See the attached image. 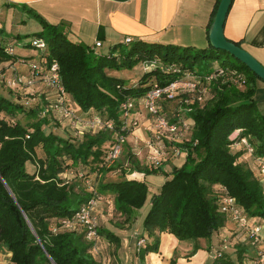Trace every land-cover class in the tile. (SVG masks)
<instances>
[{
    "label": "trees",
    "instance_id": "16d2710c",
    "mask_svg": "<svg viewBox=\"0 0 264 264\" xmlns=\"http://www.w3.org/2000/svg\"><path fill=\"white\" fill-rule=\"evenodd\" d=\"M32 16L44 28L39 37L46 49L40 51L33 45L40 55L29 64L37 62L48 69L57 62L62 83L79 116L85 120L99 117L112 122L114 129L87 133L81 141L64 138L47 128L50 113L45 108L49 103L28 107L26 102L0 96V251H9V264H102L94 257L93 244L85 232L65 230L62 221L76 215L98 194L103 197L102 203L109 205L112 223L118 219L116 224L124 226L135 211L144 207L150 191L146 182L126 178L135 171L166 178L152 197L144 219L149 238L140 252L143 263L148 254L159 253L163 233L195 243L196 253L200 240L223 232L230 220L220 212L222 189L251 218L264 217V184L253 164L257 158L264 159V116L254 99L260 78L245 64L236 59L238 63L226 60L198 68L201 58L217 61L216 56L207 54L214 49L210 44L194 54L192 50L200 49L137 40L101 52L71 40L64 23L50 24L35 12ZM234 43L242 47L241 42ZM9 48L13 47L0 45V64L21 61L7 51ZM140 61L156 62V67L145 71L133 84L111 74ZM220 70L224 75L207 84L206 77ZM188 74L207 85L208 94L203 103H194L192 111L182 115L184 121L193 124L185 140L168 145L170 151L174 147L182 150L185 163L167 173L166 161L157 167L142 164L130 151L126 155L128 165L121 166V177L105 181L108 172L118 169L117 164L105 167L107 151L117 133L128 134L122 104L130 99L140 111L152 88L184 80ZM9 90L18 92V98L23 94V90ZM176 109L172 103H163L160 112L175 122L172 114ZM21 113L29 119L26 123L18 118ZM237 132V138H233ZM243 138L255 149L252 156L232 148ZM246 157L252 162L244 160ZM81 166L82 172L78 169ZM68 172L80 180L63 179ZM94 179L97 182L87 186ZM99 236L120 246V238L102 229L101 224ZM252 247L249 251L238 247L234 252L237 264L255 258L258 246ZM220 253L214 264H236L225 252Z\"/></svg>",
    "mask_w": 264,
    "mask_h": 264
},
{
    "label": "crops",
    "instance_id": "0c3cea01",
    "mask_svg": "<svg viewBox=\"0 0 264 264\" xmlns=\"http://www.w3.org/2000/svg\"><path fill=\"white\" fill-rule=\"evenodd\" d=\"M12 11V16L30 15L35 12L42 16L50 24L64 23L68 27L69 38L75 42L94 47L97 42L102 47L97 50L103 52L107 46L125 43L127 38L134 41L141 40L148 43H160L184 47L205 48L209 45V31L214 20V12L220 0H3ZM23 16H20V20ZM18 20V19H17ZM24 22V18H23ZM12 25L5 26L0 21V45L9 46L10 32L12 27L17 25L20 30V21H11ZM225 36L233 42H241L242 47L250 52L264 66V0H233L229 10L225 27ZM2 40V41H1ZM15 53V49H14ZM16 54V53H15ZM17 55V54H16ZM19 62L15 66L23 75L29 73V62L33 58H24L17 55ZM23 59V62H22ZM11 62L0 64V70L5 74H11ZM13 67V66H11ZM145 71V70H144ZM258 94L261 99L257 106L264 116V82L257 80ZM39 93L40 99L47 98L48 101L54 98L51 90L43 84H38L33 90H26ZM36 94L32 95L35 96ZM40 101V100H39ZM51 112V111H50ZM53 115L55 113L51 112ZM139 119L141 128L129 136L126 149L133 152L138 158L145 157L144 164H148L150 149L148 142L152 136V119L145 112L141 111ZM61 125V124H60ZM238 135V132L235 133ZM125 149V150H126ZM242 149L241 147L237 148ZM125 153V151H124ZM244 160H249L244 158ZM186 161L185 155L179 158L169 156L165 163L167 173L175 167L182 166ZM252 162V161H251ZM254 164V162H253ZM68 174H63L67 177ZM71 176V175H70ZM99 177V176H98ZM121 177V169L108 172L105 181H115ZM128 180L146 182L149 185V194L142 209L135 211L132 219L124 226L112 223L109 217L104 214L108 212V203L100 204L102 215H100L101 227L115 233L121 240L120 249L117 250L116 264H122V259L130 258L131 251L139 238H149L148 233L143 236L135 231L136 224L142 222L151 208L152 197L165 183L164 175H145L142 172H133L126 175ZM99 180V179H98ZM109 200L108 202H112ZM98 210V213L101 212ZM144 210L143 214L142 211ZM110 212V211H109ZM116 224V225H115ZM232 237V233H230ZM205 239L200 240V250L209 246L204 244ZM99 243L103 246L111 245L104 239ZM101 244V246H102ZM113 245V244H112ZM195 243L179 241L174 235L161 234L159 253H150L145 257V262L140 264H194L199 251L194 253ZM131 249V251H130ZM97 250V249H96ZM98 251V250H97ZM103 264H111V258Z\"/></svg>",
    "mask_w": 264,
    "mask_h": 264
},
{
    "label": "built area",
    "instance_id": "2783aa9c",
    "mask_svg": "<svg viewBox=\"0 0 264 264\" xmlns=\"http://www.w3.org/2000/svg\"><path fill=\"white\" fill-rule=\"evenodd\" d=\"M133 42L134 40L132 38H127L125 40V44L127 45ZM34 45L40 51L46 49V43L42 39L35 42ZM100 47H102V43L97 42L93 49L97 50ZM7 51L11 54L14 53L13 48H9ZM11 66L10 75L0 70V86L13 90H33L38 84H43L54 94V98L49 101V111L55 113L54 116L60 123L68 122L79 135L114 129V124L112 122L104 121L99 117L85 120L79 116L62 83L59 73L60 68L57 62H54L48 69L42 67L37 62H31L29 64L28 75H23V73L19 72L18 69L14 67L15 65ZM155 67L156 62L144 63L145 71H149ZM173 71L176 72L178 70L174 68ZM223 75L224 72L222 70H220L218 74L212 73L206 77V82L210 84V82ZM31 93L34 95V91ZM207 94L208 86L188 74L184 80L172 82L165 86L156 85L152 88L144 97L140 106V111L137 110L135 102L128 99L121 106L126 122L125 129H127L128 134L124 135L122 132L116 134L115 141L107 151L104 163L105 167H113L123 155L129 136L133 135L141 125L138 117L141 111L148 114L152 119L151 131L153 133L148 142V147L150 149L147 159L148 164L157 167L164 161H167L169 156L172 158L182 157L183 152L179 147H174L172 151H170L168 145L185 140L193 124L190 121H184L182 115L190 113L194 103H203L207 98ZM163 103H172L177 106V109L172 114V118L176 119L175 122L171 121L170 118L160 112ZM237 136L238 135L233 136V138H237ZM238 147H241L250 156L255 153V149L246 138L239 140L232 146L233 149H237ZM253 162L257 170L258 178L260 182L264 184V159L257 158ZM221 191L223 192V197L220 203V212L225 214L229 220L251 240L253 245L258 246L256 256L250 260L249 264H264V217L251 218L234 197L228 195L224 189ZM102 202L103 197L95 194L76 215L62 221V227L65 230L76 232L84 231L88 242L93 244V250H96V245L100 240L99 228L101 223L98 215V208ZM225 230L226 228L224 231ZM144 239L145 238H139L137 252H141V248L145 246V244H143ZM228 242H230V240L227 238L222 242L225 251L229 248ZM2 255L3 251H0V257ZM6 256L9 258L8 261H10L11 254L7 253ZM220 256L221 253L218 251L216 258ZM0 263L2 262L0 261Z\"/></svg>",
    "mask_w": 264,
    "mask_h": 264
},
{
    "label": "rangeland",
    "instance_id": "374dc122",
    "mask_svg": "<svg viewBox=\"0 0 264 264\" xmlns=\"http://www.w3.org/2000/svg\"><path fill=\"white\" fill-rule=\"evenodd\" d=\"M20 16H23L24 18V22H23V18L20 20ZM20 16H12V11H10V9L7 7V3L4 2L3 0H0V21L3 22L5 24V26H9L12 25V23H10L11 21L15 22V21H20V30H17V25L15 27H12L10 29V32H7L8 35H10V44L9 46H12L15 49V53L17 55H20V57H24V58H35V60L39 57L40 52L38 49H36L35 47H33L34 43L40 40L39 34L43 32L44 28L41 25V23L35 19L33 16L30 15H23L22 13L20 14ZM18 19V20H17ZM0 39H1V34H0ZM2 41V40H1ZM167 45V44H164ZM184 47V46H183ZM209 47V45H208ZM200 49V48H197ZM101 50V49H100ZM99 50V51H100ZM109 50V48L106 46L103 49V52H107ZM200 50H192V53H196V51H201ZM207 54L209 55H213L216 56L217 61L211 59V58H201L198 60V68H205L207 66L208 63H213L214 66H216L217 64L222 63L223 61H230V62H234V63H238L237 60L232 56V57H228L224 54L221 53H217V51L215 49H209L207 51ZM213 60V61H212ZM113 76L118 77V78H122L124 80H127V82L129 84H133V82L138 81L140 78H142L145 75V71H144V64L140 61L138 63H136L132 68H127V69H121V70H115L111 73ZM18 92L15 93V91L6 89L4 87L0 86V96L5 97L7 99H15V101H19L20 103L26 102L27 106H36L35 104H38L40 106L45 105L44 103H50L47 98H49L47 96V98H43L40 99L38 97L39 93H34L36 94L35 96H32L29 93H27L26 90L23 89V94L21 95V97L18 98ZM255 98L257 100L261 99L260 96L257 94L255 96ZM255 99V100H256ZM40 100V101H39ZM258 104V102H257ZM44 107V106H43ZM46 107V106H45ZM48 106L45 108L46 110L49 111ZM40 108V107H39ZM259 110V109H258ZM260 112V111H259ZM48 113H50V115L48 114V119H49V126H47L48 130H52L55 132V134L62 136L64 138H68L71 140H84L85 135H79L78 132L73 129L70 124L68 122H62L60 123V121L56 120V117L49 111ZM261 113V112H260ZM148 115V114H146ZM139 117V116H138ZM18 118L20 120H22V122L24 121L26 123V121H28V118H25V115L23 113L18 115ZM141 122V120H140ZM142 123V122H141ZM61 124V125H60ZM142 126L140 125V127L138 128V130L141 128ZM47 130V131H48ZM89 134L94 135L93 133L89 132ZM233 136H236L235 134ZM232 136V137H233ZM236 138V137H234ZM149 140V139H147ZM130 152V150L126 149L125 153L121 156V159L116 163L118 166L116 168L122 169L121 166H126L127 164V160H126V155ZM39 155L43 156V153L41 151H39ZM142 164H144L143 162L145 161V157L143 158H138ZM36 164V163H35ZM31 167V165H30ZM33 167V166H32ZM82 166L79 167V171L82 172ZM71 174L68 172V176L65 178L63 177V179H68L69 181H75V180H80V178H76L75 176H70ZM97 182L96 179H94L93 181L89 182V183H94ZM89 183H86L87 186H89ZM90 184V185H91ZM100 207V205H99ZM102 207V206H101ZM100 207V208H101ZM98 208V210L100 209ZM102 210V208H101ZM101 210H99L101 212ZM144 210L142 211L143 214ZM104 214L106 216L109 217V209L108 212L105 211ZM99 218L101 217V214L98 213ZM111 218V217H110ZM117 219V218H116ZM117 222L118 219H117ZM136 229L135 231L139 233V236H143V232H144V220L142 222H138L136 224ZM102 228V227H101ZM103 229V228H102ZM230 233H232V237L231 235H229ZM227 238L230 240V242H228V249H224V246L222 244L223 240ZM148 239V238H145ZM144 239V243L147 240ZM139 240V239H138ZM206 241H204V244H208L209 246L202 248V250H198L199 255L197 256V259L193 260L194 264H214L215 258L218 254V251H224L228 257H230L232 259V261L234 263H238V257L237 254H235L234 252H237L238 247L239 249H246L247 251H249L250 249H253L252 247V242L249 238L246 237V235L241 232L237 226L232 223L231 221L227 224V228L225 231H221L218 236H213L211 239H205ZM138 243V242H137ZM102 243H97L96 245V249L98 250H94L93 251V255L95 258H97L98 260H100V262L102 263V261L104 262V260L106 259V261H108V259L111 258V264H116V256H117V250L118 248L120 249L121 246H116V245H109L106 244L101 246ZM143 248H141L142 251ZM138 248L137 245L135 243L134 248L130 249L131 254L130 258H128L127 260L125 259V257H123L122 259V264H140L139 262V258H140V252H137ZM9 253V251L4 250L3 251V255L0 257V261L2 262L1 264H9V258L6 256V254ZM239 254V253H238ZM139 257V258H138ZM145 262V260H144ZM143 263V262H142ZM103 264V263H102ZM244 264H249V261L245 260Z\"/></svg>",
    "mask_w": 264,
    "mask_h": 264
},
{
    "label": "water",
    "instance_id": "95a60500",
    "mask_svg": "<svg viewBox=\"0 0 264 264\" xmlns=\"http://www.w3.org/2000/svg\"><path fill=\"white\" fill-rule=\"evenodd\" d=\"M233 0H220L216 15L209 31V44L217 50L228 52L245 64L264 82V66L247 50L228 40L224 27Z\"/></svg>",
    "mask_w": 264,
    "mask_h": 264
}]
</instances>
